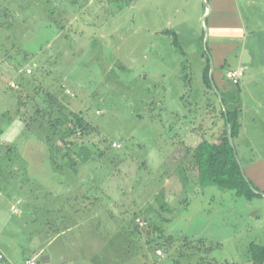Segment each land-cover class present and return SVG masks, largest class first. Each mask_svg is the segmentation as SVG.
Listing matches in <instances>:
<instances>
[{
    "label": "rangeland",
    "instance_id": "1",
    "mask_svg": "<svg viewBox=\"0 0 264 264\" xmlns=\"http://www.w3.org/2000/svg\"><path fill=\"white\" fill-rule=\"evenodd\" d=\"M0 15V264H24L44 247L57 257L63 250V264H199L201 257L200 264H254L247 247L264 245L263 120L255 121L260 146L251 145L253 132L248 141H235L262 197L248 200L211 185L186 192L177 172L161 181L178 145L189 144L191 126L209 141L224 126V107L205 87L199 57H210L204 0H0ZM167 30L177 33L179 49ZM230 61L232 66L235 57ZM47 92L67 107V120L70 112L80 114L90 127L73 139L83 142V150H54L65 171L57 170L43 142L49 125L26 129ZM246 112L241 123L250 120ZM77 154L91 158L78 173L65 164L71 159L61 158ZM68 187L80 188L82 196L103 190L100 200L109 197L111 210L87 205L76 220L80 206L72 203L74 190L65 193ZM161 190L172 211H160L155 197ZM50 211L64 219L49 231ZM137 219L143 232L138 241L128 228ZM149 224L175 239L168 254L162 249L155 258L150 252ZM57 229L63 239L48 247L49 233ZM45 254L32 261L44 264Z\"/></svg>",
    "mask_w": 264,
    "mask_h": 264
},
{
    "label": "crops",
    "instance_id": "2",
    "mask_svg": "<svg viewBox=\"0 0 264 264\" xmlns=\"http://www.w3.org/2000/svg\"><path fill=\"white\" fill-rule=\"evenodd\" d=\"M207 2L211 7V11L207 15V27L209 28L208 50L210 57L202 53L199 56L201 59V68H203V81L205 70L208 65L206 60L209 62L212 60L214 66L213 78L215 79L216 84H219H217V86L222 93V98L224 99L227 108L229 110H239L241 112L240 118L246 110L252 109L250 112H246V114L249 113V116L251 114L250 120L248 119L249 122L247 118H245L246 120L241 123V132L236 140L237 143L239 144L243 140L248 141L249 138H247V133L253 132L251 140L253 144L251 143V145L254 147H256V145L260 146L262 144L261 141H263L259 138V136L261 137V125H258L257 122L255 123V121L260 119L264 121V0H207ZM12 4L6 9L9 13H5L7 16L10 14L9 18L13 16V12L15 11V7H13ZM4 8H6V6H4ZM205 10V7H203L202 14ZM11 27L14 26L11 25ZM234 57L236 62L232 63V66H229V62H231L230 60ZM224 67L227 69L225 72H222L221 70ZM229 70L243 71V76L238 86L234 85L226 77V72ZM254 123L255 127L250 129L249 126L252 127ZM245 126L247 129H245ZM189 129L191 130V137L188 139V145L196 147L202 141L203 137L201 138V136L196 133V126L193 125ZM194 136H197V139L194 138ZM205 137L206 136L204 135V138ZM194 139H196V141ZM61 158H64L66 161L67 159H75L76 173L80 172L78 167L80 163H88L91 159L90 157L84 156H62ZM261 163H264V161L260 162V164ZM82 168H84V165ZM252 169L255 171L257 165L253 164ZM73 190L76 193V197L72 196V199L71 197L70 199L72 200V203L73 200H76L73 204L80 206V209L76 211L77 214L74 215L76 220L79 219L80 213L88 208L87 205L103 203L108 212L111 210L109 197L105 198L102 202L100 200V197L105 195L103 190L94 188L93 192H91L90 189V191L86 192V196H82L83 192L80 188L68 187L66 188L65 193ZM112 204H114V202H112ZM25 206H27L26 202ZM59 209L61 212L62 208ZM12 211L13 215H21L18 208L13 207ZM60 212L59 214L53 211L49 212V218H47L48 222L46 223L45 229L48 228L50 231L54 225H56L55 227H58L57 221L61 224L60 221L64 219V214L62 213L63 217H59L61 215ZM53 216L55 217L54 219ZM95 216L97 218V215ZM81 217L83 218L80 220L85 219L83 215H81ZM89 218H91V216H89ZM75 224L77 226L81 225V223L78 222H75ZM61 235H63V232L58 231V229L54 235L49 233L51 240L47 243L48 247L58 239H63ZM31 241L33 242V239H31ZM43 252L47 253L44 255V264H63L65 262V254L63 253V250H61L57 257V255L51 252V250H46V247H44L43 251L35 250L34 255L36 257H29L24 264H27L28 261L36 260V258L41 256ZM53 254L55 255L54 258L57 259L56 261L53 258ZM107 257L110 259L109 252L106 253V258ZM0 259H3V255L1 254Z\"/></svg>",
    "mask_w": 264,
    "mask_h": 264
},
{
    "label": "trees",
    "instance_id": "3",
    "mask_svg": "<svg viewBox=\"0 0 264 264\" xmlns=\"http://www.w3.org/2000/svg\"><path fill=\"white\" fill-rule=\"evenodd\" d=\"M165 33L173 36V44L179 49L177 33L170 30L165 31ZM209 74L210 64L207 65L205 70L204 83L208 90L215 93ZM213 82L222 96V93L218 88L214 78ZM239 84L240 82L236 86ZM46 97L47 99L45 100V106H39L31 118V122L26 123V129L28 133H32L34 131V124L37 125L38 129L43 128L44 125H49L48 129L50 130V134L44 136L43 142L48 149V156H50L52 162L55 163L57 170L65 171L67 170V166H63V164L60 165L59 161L53 158V153H55L54 150L56 149L57 152H62L65 149L66 151L69 149H73L74 151L80 149L83 150L85 146L83 142H77L73 139H77L79 134L80 136H86L90 130V127L83 115L80 114L70 112L71 114L68 115L69 117L67 120V107L58 102L55 95L48 93ZM222 105L224 109H226H221V117L224 121V126L218 134L216 140L209 141L203 136L202 141L196 147H191L186 142L180 143L178 145L177 151L170 159L169 163L171 164L169 168L166 169L167 171L164 172L161 181L163 182L168 180L174 175L175 172H177L181 182L183 183V189L185 188L186 192L190 186L197 187V190H194V187L193 190L195 193H199L201 190L211 185L232 191L236 197H243L248 200H253L256 197H262L260 194H256L254 192L249 183L253 185L257 192H259L260 189H257L252 181L249 180L247 175L245 177L242 173L240 164L238 163L235 155V150L229 140L227 127L228 123L231 126L233 143L237 151V145L235 141L238 139L241 132V112L239 110H229L224 99ZM226 114L228 116V121L226 120ZM51 130H54L55 133H52ZM56 136L59 137V145H56V143L53 142V140H56L53 139V137ZM77 155L81 156L79 154ZM168 161L169 159L167 162ZM68 163L74 168L76 165V160L71 159L65 164ZM248 180L250 182H248ZM155 200L159 204L160 211H172V209L169 208L167 202H165L166 200L164 190H161L159 193H157ZM184 202L186 203L187 199ZM134 218V221H136V216H134ZM134 221L132 222L131 220L128 228L131 235L137 236L138 241L142 237L143 232L139 230V226L141 225V223H139V219H137V224H135ZM148 226L152 230L149 231L148 234L150 238L148 241H146L150 252L155 255V258H159L157 254L158 250L162 251V249H164L168 254L172 249H174L173 246L174 244L176 245V243L173 237L165 236L162 228H159L155 224H149ZM199 243H203V240L199 241ZM198 250L205 251L210 249H202L198 247ZM247 255L248 261H251L254 264H264V245L255 242L250 243L247 247ZM183 257H185V255H183ZM204 259V257H201L199 261L203 262Z\"/></svg>",
    "mask_w": 264,
    "mask_h": 264
},
{
    "label": "water",
    "instance_id": "4",
    "mask_svg": "<svg viewBox=\"0 0 264 264\" xmlns=\"http://www.w3.org/2000/svg\"><path fill=\"white\" fill-rule=\"evenodd\" d=\"M204 1H205L206 6H207L208 13H209V12L211 11V7H210L209 3L207 2V0H204ZM210 65H211V67H210V74H209V77H210V80H211V83H212V87H213V89H214V92L218 95V97L220 98V100H221V102H222V104H223L222 96H221L219 90L217 89L215 83L213 82V70H214V66H213V62H212V60H210ZM224 110H226V109H224ZM226 120L228 121V116H227V114H226ZM227 127H228L229 140H230V142H231V144H232V146H233V148H234V150H235V155H236V158H237V160H238V163L240 164V167H241L242 173H243L244 176L246 177L245 170H244V168H243V166H242V164H241V162H240V160H239V157H238V155H237V151H236L235 145H234V143H233L232 130H231V126H230L229 123H228ZM248 182H250V181L248 180ZM249 184H250L251 188L254 190V192H255L256 194H259V192H257V191L254 189L253 185H252L251 183H249ZM262 195L264 196V194H262Z\"/></svg>",
    "mask_w": 264,
    "mask_h": 264
},
{
    "label": "built area",
    "instance_id": "5",
    "mask_svg": "<svg viewBox=\"0 0 264 264\" xmlns=\"http://www.w3.org/2000/svg\"><path fill=\"white\" fill-rule=\"evenodd\" d=\"M31 72L32 71L29 69L28 73H31ZM226 76L234 85H237L243 76V71L242 70H229V71H227ZM11 86L13 88H17V86L15 84H11ZM162 253L163 252L161 250L157 251V254L159 256H162ZM27 264H36V262L35 261H28Z\"/></svg>",
    "mask_w": 264,
    "mask_h": 264
}]
</instances>
